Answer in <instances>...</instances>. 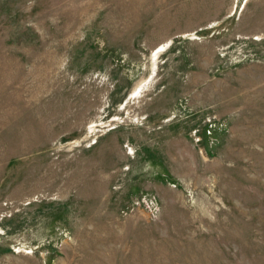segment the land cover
I'll use <instances>...</instances> for the list:
<instances>
[{
	"label": "rangeland",
	"instance_id": "1",
	"mask_svg": "<svg viewBox=\"0 0 264 264\" xmlns=\"http://www.w3.org/2000/svg\"><path fill=\"white\" fill-rule=\"evenodd\" d=\"M0 264H264V0H0Z\"/></svg>",
	"mask_w": 264,
	"mask_h": 264
}]
</instances>
